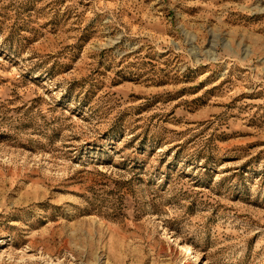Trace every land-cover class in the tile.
<instances>
[{"label":"rangeland","instance_id":"1","mask_svg":"<svg viewBox=\"0 0 264 264\" xmlns=\"http://www.w3.org/2000/svg\"><path fill=\"white\" fill-rule=\"evenodd\" d=\"M0 264H264V0H0Z\"/></svg>","mask_w":264,"mask_h":264},{"label":"bare ground","instance_id":"2","mask_svg":"<svg viewBox=\"0 0 264 264\" xmlns=\"http://www.w3.org/2000/svg\"><path fill=\"white\" fill-rule=\"evenodd\" d=\"M181 249H182L183 251H189V250H191V247H190L189 245H182V246H181Z\"/></svg>","mask_w":264,"mask_h":264}]
</instances>
